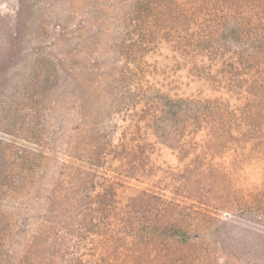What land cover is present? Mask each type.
Returning a JSON list of instances; mask_svg holds the SVG:
<instances>
[{"label":"trees","instance_id":"trees-1","mask_svg":"<svg viewBox=\"0 0 264 264\" xmlns=\"http://www.w3.org/2000/svg\"><path fill=\"white\" fill-rule=\"evenodd\" d=\"M120 22L117 60L42 91L52 137L0 130V263L264 264V0H131Z\"/></svg>","mask_w":264,"mask_h":264},{"label":"rangeland","instance_id":"rangeland-1","mask_svg":"<svg viewBox=\"0 0 264 264\" xmlns=\"http://www.w3.org/2000/svg\"><path fill=\"white\" fill-rule=\"evenodd\" d=\"M130 3L131 0H0V120L5 121L0 130L25 137L27 124L43 119L47 123L43 134L52 137L56 130L51 108L54 98L44 100L42 91L52 85L51 76L61 69L72 67L78 75L86 69L87 59H92V66L100 73L103 65L117 60V31L124 8ZM63 58L66 61L59 63ZM45 77L50 83L45 82ZM94 107L88 113L95 115ZM116 137L117 132L113 139ZM152 159L165 168L179 165L176 153L161 143L155 144ZM6 248L8 245L2 248L5 253ZM241 263L254 261L237 264Z\"/></svg>","mask_w":264,"mask_h":264}]
</instances>
